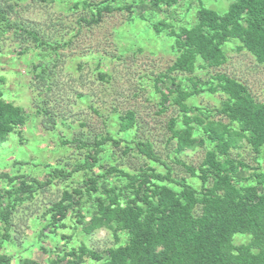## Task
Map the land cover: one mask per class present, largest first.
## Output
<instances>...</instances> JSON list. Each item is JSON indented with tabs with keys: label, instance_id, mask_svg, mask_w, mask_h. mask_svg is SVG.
Returning a JSON list of instances; mask_svg holds the SVG:
<instances>
[{
	"label": "trees",
	"instance_id": "1",
	"mask_svg": "<svg viewBox=\"0 0 264 264\" xmlns=\"http://www.w3.org/2000/svg\"><path fill=\"white\" fill-rule=\"evenodd\" d=\"M20 1L0 0V36L18 34L19 41L26 38L35 42L43 51L40 54L50 53L47 61L30 66L42 92L49 94L59 61L57 50L70 41L51 44L42 39L16 10ZM182 1L186 3L102 0L92 4L81 0L84 8H90V18L79 17L77 23L98 24L104 14L131 12L136 4L140 24L148 25L145 15L153 16L155 36L166 30L172 39L175 59L152 81L160 112L166 105L175 109L176 116L170 117L165 126L171 143L165 145L171 146L173 154L164 153L163 158L147 138L140 140L135 114L127 111L112 118L118 121L115 133L106 129L104 135L94 134L90 139L81 133L77 139L62 140V145L84 149L72 169L48 165L50 174L43 180L20 172H0V264H264V103L256 101L246 85L224 73L207 74L205 80L198 74L224 65L227 58L223 47L233 40L238 42V50L247 51L258 64H264V0H233L223 14L199 3L193 13L194 23L176 29L168 17ZM44 46L49 50L44 51ZM25 51H19V55ZM173 74L186 77L176 82ZM6 77L0 72V144L11 133L21 136L27 122L26 111L5 99L2 86ZM204 92L223 96L219 108L209 110L187 103ZM37 108L36 114L45 112ZM45 117L46 123H54L51 114ZM242 143L254 153V166L232 155ZM197 148L204 150V157L196 168L178 159L184 151ZM118 150L123 157L134 153L142 167L114 163ZM171 163L182 167L190 180L174 171ZM78 173L82 180L77 187L62 189L60 197L40 214L47 223H39L34 245L40 251L30 256L15 234L13 214L23 204L24 212L36 211L31 203L37 194L53 185V180L67 182ZM192 180L198 185L194 186ZM69 217L75 219L72 230L80 229L84 238L106 230L117 246L101 251L85 243L72 246L73 231L64 232ZM237 234L248 236L249 242L234 245ZM48 241L56 244L51 257L43 246ZM8 247L10 253L5 250Z\"/></svg>",
	"mask_w": 264,
	"mask_h": 264
},
{
	"label": "rangeland",
	"instance_id": "2",
	"mask_svg": "<svg viewBox=\"0 0 264 264\" xmlns=\"http://www.w3.org/2000/svg\"><path fill=\"white\" fill-rule=\"evenodd\" d=\"M101 1L89 0L92 4ZM232 1L186 0V3L182 1L170 11L171 16L167 17L176 29L190 27L195 21L193 13L199 3L223 14ZM74 2L80 4L75 6ZM81 4V0H21L16 4L15 8L22 19L38 30L42 39H47L51 44L70 41L67 47L57 50L59 61L53 73V91L49 94L42 92L43 87L34 78L35 71L30 66L47 61L46 56H50V53L40 54L43 51L35 42L26 38L25 42L19 41L18 34L17 37L6 33L0 36V72L7 75L2 86L5 99L21 106L27 115V122L20 131L21 136L11 133L0 144V172H20L43 180L50 174L51 168L46 167L48 165L60 164L72 169L82 158L80 154L84 149L81 151L75 145H62V140L77 139V135L81 133L84 138L90 139L94 134L104 135L106 129L115 133L118 121H111L112 118L127 111L135 114L138 124L136 135L140 140L147 138L163 158L164 153L173 154L170 152L171 146L165 145L166 142L170 143L165 126L170 117L176 116L175 109L166 105V110L160 112V99L154 91L152 81L163 74L175 59L172 39L168 37L166 30L155 36L151 27L156 20L153 16L145 15V23L148 25L140 24L142 20L137 17L139 9L136 4L131 12L117 10L106 13L98 24L92 25L77 23L79 17L90 18V8H84ZM238 46L236 40L224 45L226 63L219 68L200 70L199 77L205 80L207 74L214 76L224 73L242 82L256 101L264 103V64H258L247 51L238 50ZM43 48L44 51L49 50L48 46ZM23 49L26 51L19 55V51ZM36 54L44 58H39ZM172 77L178 82L186 76L173 74ZM167 81L166 79V85ZM221 99L223 100V96L219 93L211 95L204 92L189 98L187 103L215 110L219 108ZM39 106L45 112L36 114ZM50 114L54 123H46L45 116ZM213 118L227 122L221 116ZM232 155L251 166L255 165V155L245 143L233 150ZM203 157L202 148L186 150L178 155V159L195 168ZM113 162L126 167L130 164L136 169L142 167L141 160L136 159L134 153L123 157L119 150L114 153ZM170 165L174 171L190 180L182 167L175 163ZM81 180V173L74 174L67 182L55 179L53 185L33 199L31 204L36 211L28 209L24 212L25 204L18 207L12 221L15 224V234L23 242L21 245L24 244L27 254L31 256L34 251H40L34 243L36 232L41 228L39 223H47L41 219L42 211L60 197L62 189L67 186L77 187ZM193 185L197 186L198 183L193 181ZM72 224H75V219L69 217L64 232L71 234ZM32 225L38 227H31ZM47 238L49 240V236ZM248 242L249 237L241 234L233 238L234 245ZM80 243L97 251L117 246L111 233L106 230L95 232L89 239L83 237L80 229L73 231L72 246L77 247ZM43 246L50 251L48 255L51 257L56 244L48 241ZM5 250L7 253L12 251L9 247ZM12 256L16 257L14 252Z\"/></svg>",
	"mask_w": 264,
	"mask_h": 264
}]
</instances>
